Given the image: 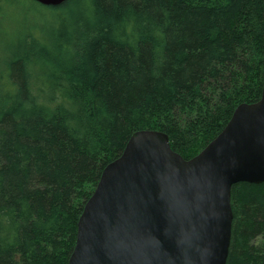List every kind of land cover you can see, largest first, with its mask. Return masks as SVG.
Masks as SVG:
<instances>
[{"label": "trees", "instance_id": "1", "mask_svg": "<svg viewBox=\"0 0 264 264\" xmlns=\"http://www.w3.org/2000/svg\"><path fill=\"white\" fill-rule=\"evenodd\" d=\"M263 59V0H0V264H69L129 140L161 132L194 158L261 100ZM231 203L227 264H264V183Z\"/></svg>", "mask_w": 264, "mask_h": 264}, {"label": "water", "instance_id": "2", "mask_svg": "<svg viewBox=\"0 0 264 264\" xmlns=\"http://www.w3.org/2000/svg\"><path fill=\"white\" fill-rule=\"evenodd\" d=\"M240 183H264V85L190 160L164 133L133 136L86 203L69 264H227Z\"/></svg>", "mask_w": 264, "mask_h": 264}, {"label": "rangeland", "instance_id": "3", "mask_svg": "<svg viewBox=\"0 0 264 264\" xmlns=\"http://www.w3.org/2000/svg\"><path fill=\"white\" fill-rule=\"evenodd\" d=\"M48 12V14L51 12V11H47ZM39 17L40 16H37L36 14H34V13H30V14H28V16L26 17L27 19H23V26H22V30H21V33L23 34V35H25L24 34V32L27 34V35H29L30 33H32V26H34L33 24H35V23H39L40 24V20H39ZM21 21V20H20ZM43 22H44V20H41V24H43ZM40 24V25H41ZM10 30V34H9V30ZM7 30H6V34H7V38H9V41L11 42V41H16V35H17V31H19L20 29H19V27L18 26H16L15 27V25H12L11 27H9ZM24 31V32H23ZM42 35V34H41ZM41 35H40V37H41Z\"/></svg>", "mask_w": 264, "mask_h": 264}]
</instances>
